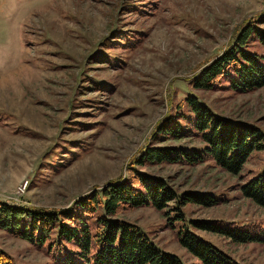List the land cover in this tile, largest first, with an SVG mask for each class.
<instances>
[{
    "label": "rangeland",
    "instance_id": "rangeland-1",
    "mask_svg": "<svg viewBox=\"0 0 264 264\" xmlns=\"http://www.w3.org/2000/svg\"><path fill=\"white\" fill-rule=\"evenodd\" d=\"M251 25L264 31V0H0V200L65 210L135 169L164 179L180 197L217 199L115 216L158 249L202 264L180 244V232L189 231L233 262L264 264V207L240 190L262 168L264 149L237 175L212 159L141 160L151 147H204L189 121L190 95L264 135V86L241 91L227 77L207 90L193 85ZM245 49L263 53L264 43L253 33ZM171 125L182 132H167ZM217 220L256 225L254 238L237 241L194 223ZM14 231L0 226L8 264H55L48 242Z\"/></svg>",
    "mask_w": 264,
    "mask_h": 264
},
{
    "label": "trees",
    "instance_id": "trees-1",
    "mask_svg": "<svg viewBox=\"0 0 264 264\" xmlns=\"http://www.w3.org/2000/svg\"><path fill=\"white\" fill-rule=\"evenodd\" d=\"M253 33L264 43L262 29L254 25L245 27L233 46L194 77L193 85L207 90L221 77H227L232 86L241 91L263 87L264 52L245 49ZM185 100L193 116L189 120L191 126L204 142V147H151L141 160L197 163L212 159L226 172L237 175L254 151L264 149V135L258 127L215 114L196 96H187ZM174 128L171 125L165 130L178 136L177 133L182 131ZM240 190L243 196L264 207V164L257 174L241 184ZM183 194L185 197L176 194L164 179L133 169L132 178L112 181L100 192L79 198L72 208L65 210L45 211L0 200V226L15 230L14 233L32 242L41 245L48 242L47 249L53 254L55 264H184L177 255L158 249L136 224L115 217L121 210L147 204L160 210L170 201L178 205L195 203L205 206L217 201L208 193ZM84 216L94 219L93 228ZM194 223L204 230L237 241L252 240L257 229L256 225L225 224L218 220ZM180 234V244L202 264H239L194 233L184 231ZM8 259L0 251V264H8Z\"/></svg>",
    "mask_w": 264,
    "mask_h": 264
},
{
    "label": "built area",
    "instance_id": "built-area-1",
    "mask_svg": "<svg viewBox=\"0 0 264 264\" xmlns=\"http://www.w3.org/2000/svg\"><path fill=\"white\" fill-rule=\"evenodd\" d=\"M25 187V185H23V188ZM23 188L21 187L20 190L23 191Z\"/></svg>",
    "mask_w": 264,
    "mask_h": 264
}]
</instances>
